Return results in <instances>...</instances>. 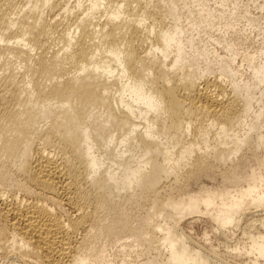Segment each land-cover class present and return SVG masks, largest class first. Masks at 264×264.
Segmentation results:
<instances>
[{"label": "bare ground", "instance_id": "1", "mask_svg": "<svg viewBox=\"0 0 264 264\" xmlns=\"http://www.w3.org/2000/svg\"><path fill=\"white\" fill-rule=\"evenodd\" d=\"M214 1L0 0V264H229L200 219L264 264V29Z\"/></svg>", "mask_w": 264, "mask_h": 264}, {"label": "rangeland", "instance_id": "2", "mask_svg": "<svg viewBox=\"0 0 264 264\" xmlns=\"http://www.w3.org/2000/svg\"><path fill=\"white\" fill-rule=\"evenodd\" d=\"M209 5L213 8V7H215V6H218V4L217 3H215V1L214 0H209ZM264 4V0H228V4H229V7H232L234 4H236L237 5V7H240V9H239V11H241V9L242 10H244V9H247L248 10V13L249 14H247V15H249L251 18H254V19H256L258 22H256L257 24H259V27H261L262 29H264V7L263 6H260L261 4ZM259 5V6H258ZM181 12H183L184 14H187V9L186 8H183V10H181ZM241 14H243V13H241ZM231 19H233V16H231ZM241 19V22H239V26H242L243 24H245L244 26L246 27V25H247V29L248 30H251V38L253 39L252 41H254V46H257L259 43H260V37H261V35H258V33H257V31L259 30V27H258V25L257 26H252L251 27V25H249V24H246V22L244 21V19H242V18H240ZM263 23V24H262ZM253 28H255V29H253ZM253 29V30H252ZM256 29H257V31H256ZM258 36H257V35ZM255 37V38H254ZM255 39V40H254ZM57 41L58 40H56V44H53V46L54 45H56V46H54L55 48L56 47H58V46H61L62 45V43L61 42H59V44L57 43ZM259 41V42H258ZM53 42H55V41H53ZM258 42V43H257ZM60 43H61V45H60ZM255 43H256V45H255ZM263 148V150H261ZM259 151H260V153H264L263 151H264V147H262ZM251 161V160H250ZM253 162V161H252ZM250 163V162H249ZM251 164H253V163H251ZM250 164V165H251ZM218 179H220V178H218V177H214L213 179H209L208 178V180H205V179H199V182L200 183H202V184H205V185H207V186H218L219 185V183L221 182V181H219ZM199 183V184H200ZM196 186H197V184L196 185H191L190 187H188V189H190L191 190V188H192V190H194V189H196ZM188 220H185V222L184 221H182L180 224H181V226H180V224H179V226H180V228H179V230H182V231H180V232H182V234H184V235H186V236H188L187 238H188V240L190 239V238H192L191 240H189L190 242H191V244L193 245V246H195L196 244H198V245H196V246H202V247H206V249H208L209 248V250L211 249L212 251H213V249H214V251H215V253H217L218 255H221V254H223L222 256L223 257H225L226 256V253H229L224 259H226V261H228L229 262V264L231 263V264H247L246 262H248L247 260H245V258L243 257H239L241 260L242 259H244V260H242L244 263H239L240 262V259H237L236 257H235V261H234V258H233V249H234V246H236L237 244L236 243H238V245L239 246H242L244 243H246L247 241H248V239H246L245 237L246 236H244L238 229H237V227H230V229H232V230H230V231H228V233L230 234V236H229V234H228V239H229V241L227 242V240H225V239H223V237H220V235L218 234V232H216L213 228H211L210 227V223L209 222H205V220H197V221H193V223L191 222H187ZM263 221H264V218H263ZM251 222V219L249 220V223ZM245 223V225H247V223L246 222H244ZM255 223H257V224H259L260 223V221H258V222H255ZM242 224H243V222L240 224V228H242L241 226H242ZM244 226V225H243ZM245 227H247V226H245ZM182 228V229H181ZM239 228V229H240ZM236 229H237V231H236ZM184 232V233H183ZM207 232V233H206ZM235 232V233H234ZM204 233H206V234H204ZM216 233V234H215ZM241 233V234H240ZM183 235V236H184ZM206 235V236H205ZM186 236H185V238H186ZM205 236V237H204ZM207 236H208V238H207ZM205 238H207V240L205 239ZM231 238V239H230ZM123 240V239H122ZM129 240V239H128ZM192 240H193V243H194V241L196 242V244H193L192 243ZM240 242V243H239ZM118 242H116V244H115V246H108V252L110 253L109 255H111L112 254V258H115L114 259V262L116 263V264H119L120 263V260H121V258L123 257L121 254H120V252L119 251H117L118 250V244H117ZM117 245V246H116ZM227 251V252H226ZM224 252V253H223ZM235 252V251H234ZM232 256H231V255ZM133 256V255H132ZM232 257V260L230 259ZM131 258V257H130ZM133 258V257H132ZM227 258L228 259H230V260H227ZM232 261V262H231ZM213 261H211V263H212ZM210 262H209V264H211ZM213 264V263H212Z\"/></svg>", "mask_w": 264, "mask_h": 264}]
</instances>
